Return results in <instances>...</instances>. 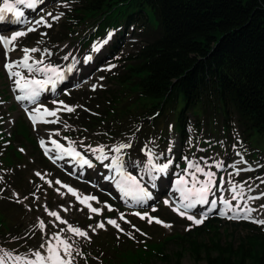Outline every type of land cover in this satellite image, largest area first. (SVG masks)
I'll use <instances>...</instances> for the list:
<instances>
[{
    "label": "rangeland",
    "instance_id": "obj_1",
    "mask_svg": "<svg viewBox=\"0 0 264 264\" xmlns=\"http://www.w3.org/2000/svg\"><path fill=\"white\" fill-rule=\"evenodd\" d=\"M75 1L77 0H47L39 7L35 17H43L48 24H51V27L41 24L35 31L26 32V35L13 51L16 55H24L22 49L37 48L40 51L30 53V56L36 60L43 59L44 64L41 67L51 64L58 67L65 75L68 67L74 66L73 73L68 77L67 82L63 84V88L54 95L42 97L39 103L42 106L41 108L56 109L62 106L59 102L63 101V105L71 106L74 109L72 112H62L59 117L50 120L55 121L54 123H46L45 120L37 125L28 123L19 106L13 102L12 89L14 83L12 79L7 78L2 69V62H0V131L7 136V138L5 136L0 138V162L4 161L6 148H11V144L14 145L16 150L22 151V148H25L27 152L26 154L23 151L25 154L24 159L13 158V162L16 163L15 165L18 168L14 175L17 176L19 173L22 179L24 188L21 190H16L12 186L11 169H4L2 163H0V209L22 210L23 220L26 222L25 228L20 233L24 248L26 249L27 243L30 247L36 244L31 248L30 253H22V251L18 253V250L11 252L12 250L0 244V264H26L28 260L35 259L33 254L36 251H40L42 255L46 256V247L41 248V245L52 241L55 246L53 234H59L72 245L71 256L66 257L71 261V264H85L84 259L86 257L82 254H86L89 247L94 248L91 245L94 236L97 235V242L98 240L104 242V234L116 240L119 247L126 246L124 244L128 239L136 245L142 243L141 248L147 250L142 252L145 256V259H142V264H206L201 249H198L200 252L198 262H194L188 243L192 239H196L198 243L206 244L209 249H212L211 242L220 243L223 248L232 247L233 251L242 244L248 247L247 237L256 233L264 234V226L247 222L257 227L258 230L256 231L245 227L246 222L243 223V219L239 222L226 219L215 211L208 214V218L201 225H204L208 220L219 218V221L215 223L217 227L212 228L210 225L200 235L192 234L191 237L187 235L184 237L172 236L174 233L184 234L187 231L186 228L191 226V229L194 224L186 216L182 217L179 212L174 211V208L166 204L162 198L153 204L131 209L117 202L113 196L102 193L101 188L103 186L109 187L106 178L110 174V170L107 171L104 165L110 164L113 156H118L124 167L123 171L136 176L141 185L147 184L154 192L156 191L155 193L160 195L171 193L178 197L177 186L171 184V176L167 178L157 175L155 179L151 178V176H154L153 172H150V165L148 164V157L151 155L152 163L163 164L167 163L168 160L172 161L167 174L172 173L174 170L179 177L181 174H185V169L191 163L193 168L189 172L194 171L195 166L199 165L205 171L213 172L215 180L225 177L226 183L234 185L233 187L237 189L241 187V190L236 193L238 197L240 193L245 192L243 196H240L244 198L248 195V189H251L252 192L249 195L258 194L260 196L258 201L257 199L254 200L255 204L252 206L259 210L264 205V195H261L264 193V134L256 132L245 134L235 117L231 118L229 122L231 127V133L229 134L228 129L223 126L221 120V124L218 123L217 116L204 115L201 109L193 111V115L198 119L197 121L190 116L191 120H188L187 127L188 138L183 140V143H180L179 137L171 129L173 120L170 115L164 116L166 117L164 122L163 118L156 122L152 130H144L136 139L133 138L130 130L127 131V134L115 139L103 137L91 130H81L78 115H83L88 120L96 116L97 110H101L99 94L108 82L107 76L115 70L121 71V63L115 62V59H119L125 54L137 52L150 39V34L142 33L143 30L138 26V23L131 27L128 26L125 29L124 38L120 39L118 45L120 51L116 50L115 52V56H119L118 58L105 59L102 61L103 65L101 66L83 65L82 56L92 46L101 42L104 31L100 33V38H95L97 42H93L85 51H79L78 43L72 42L67 32L65 34L64 23L67 13L76 7L77 2ZM2 2L3 0H0V4ZM18 7L25 8L23 5ZM61 13L63 15H60ZM54 16H60V18L56 20L53 19ZM150 20L151 22L154 20L152 15H150ZM152 25L154 26L155 22ZM118 37L115 36L113 39ZM87 45H89L88 42ZM65 56L68 57L67 60L64 59ZM113 65L114 67H112ZM37 78L42 77L38 76ZM73 91L83 92L84 97L78 98L73 95ZM154 116V119L158 117ZM48 138H56L63 148H69L71 145L72 148L83 152L97 164L92 170L82 172L86 178L85 182L72 178L71 173L68 172L66 161L60 163L56 160L57 163L56 165L52 164L53 167L41 164L39 159L41 151L38 149V141H47ZM121 143L130 144V147L122 149L120 153L112 151ZM99 147H103L109 159L104 161L96 159L99 152L93 153L91 148ZM4 150L5 153L1 156ZM32 150H34L35 155L31 153ZM123 150L132 155L130 159H124ZM16 152L11 150L7 151V154L15 155ZM229 154L228 161L241 157L244 158V162L254 166L255 169L250 167L251 170L243 171L237 177L232 170L227 173L226 158ZM42 155L44 156V154ZM63 156L64 154H62ZM259 163H261L260 167H257ZM220 168L225 170H220ZM103 169H106V173L99 175L98 173ZM36 173L41 175L37 176ZM197 175L199 179H204L203 175ZM185 179L190 180L191 176L186 174ZM57 180L61 183L57 184ZM88 181H93L97 186L95 188L89 186ZM13 183L15 182L13 181ZM64 185L74 189L78 196H95L96 200H90L86 204L99 208L100 213L90 212L86 204H81L77 197L73 196ZM220 190H223V188L221 187ZM221 192L224 193L221 197H226L233 205L239 203L237 199L232 200L234 196L232 192H228L226 189ZM217 193L214 190L208 198L212 199L213 196L220 198ZM179 196L181 198V195ZM109 207L111 210H109ZM153 208L156 211H153ZM49 211H56L61 219L68 221V224L86 231L88 238L79 237L69 232L67 230L68 224H60L54 217L48 215ZM137 211L141 214L147 212L150 216L170 224L171 227L157 224L155 220L149 223L147 218L141 219L136 216ZM196 211L199 212V209L197 208ZM197 212L190 214L199 217ZM121 215L124 217L123 220L120 219ZM18 217L22 219L19 213ZM108 219L116 220L120 228L108 224ZM41 221L44 222L43 229L39 227ZM97 223H103L104 228H96L93 231ZM120 229H123V231ZM170 235L172 237H166ZM26 237H29V240ZM158 246L161 247L156 249ZM153 250L157 251L158 255ZM107 252L111 251L108 250ZM99 253V256L96 255L93 257L94 259L91 258V263L102 264L101 251ZM164 254L169 257L166 261L161 258ZM214 256L215 253H212V257ZM17 257H20V259L17 260ZM245 263L251 264V261L246 260Z\"/></svg>",
    "mask_w": 264,
    "mask_h": 264
},
{
    "label": "trees",
    "instance_id": "obj_2",
    "mask_svg": "<svg viewBox=\"0 0 264 264\" xmlns=\"http://www.w3.org/2000/svg\"><path fill=\"white\" fill-rule=\"evenodd\" d=\"M78 3L68 21L78 23L79 27L88 22L98 23L100 30L138 23L144 33L150 34L136 53L123 57L122 71L113 74L102 92L99 118L92 119L96 122L89 120V127L84 128L114 137L128 130L139 134L144 126H154L149 121L170 115L177 133L184 137L189 113L195 117L193 111L201 109L204 115L217 116L228 131L229 122L235 117L246 134H264V0ZM154 114L157 119L152 118ZM4 161L10 163L11 157L6 154ZM217 221L205 226L217 227ZM205 226L195 227V235L203 233ZM23 228L17 211L0 209L1 245L28 251L19 236ZM247 241L248 247L242 244L235 251L220 243L211 242L212 249L196 239L188 243L195 263L201 249L206 264H246V260L264 264V234H252ZM92 245L94 248L87 250V263L94 259L89 254L99 256V251L104 255L102 264H142L145 259L142 251L127 245L119 248L107 235L104 242L94 238ZM104 248L111 251L109 257ZM161 258L166 261L169 257L164 254Z\"/></svg>",
    "mask_w": 264,
    "mask_h": 264
},
{
    "label": "snow or ice",
    "instance_id": "obj_3",
    "mask_svg": "<svg viewBox=\"0 0 264 264\" xmlns=\"http://www.w3.org/2000/svg\"><path fill=\"white\" fill-rule=\"evenodd\" d=\"M42 2L43 0H3L2 4H0V23L8 21V14H11L15 18L13 22H20L21 18L24 16V12L21 11L18 6L23 5L26 8L35 9L36 6ZM49 15L51 14L49 13ZM60 15H63V13H61ZM59 18L60 16L53 17V19L56 20H58ZM33 23L34 26L28 27V32L35 31L36 26H39L41 24L47 27H51V24H48L43 17H41L39 20L34 21ZM24 35H26V32L24 31H15L10 36L0 34V47L5 49L4 54L6 57L8 52L15 50L18 38ZM109 36H111V33L109 34ZM98 50L99 49L95 47L93 49L94 52ZM22 51L24 53L22 58L18 60L6 59V62L3 66L6 69L9 78L14 80L16 89L21 93V95L16 96V99L27 100L32 104H37L41 93L45 91V89H47L49 86H51L52 89H55L58 82L65 79V74L58 67L52 66L51 64H47L41 67V65L44 64V60H36L30 56V53H36L40 51L39 49L24 48L22 49ZM48 54L50 55V53ZM64 59L67 60L68 57L65 56ZM92 59L93 56L89 55L85 57L84 62L87 63ZM29 61H31V63H29ZM112 67H114V65ZM73 68L74 66H69L67 72H72ZM38 76L42 78H37ZM59 103L63 105V101H60ZM41 107L42 106H37L36 108L32 109V112L39 113L41 111ZM63 108L68 112H72L74 110L71 106L68 105H63ZM59 110L60 109L50 111L47 108L43 109V111L47 113L48 116H55L56 111ZM31 118L35 123V116H31ZM44 122L54 123L55 121ZM40 143L41 147H44V141L41 140ZM51 143L55 145L56 149L60 150L57 153V158H61L62 154H71L75 157H78L83 165H87L88 167L93 166L90 160L82 157L81 154L75 150V148L71 147V145L69 146V148H63V146L55 140L51 141ZM128 147H130V144L121 143L120 145L112 149V151L120 153L122 149ZM91 151L93 153L99 152V155L96 156V159L100 161L109 159L108 155L104 152L103 147L91 148ZM48 152L49 150L45 148L46 155L48 154ZM148 159L150 172L159 174L167 173L169 165L172 163L171 160H168L167 163L163 164L152 163L151 155H149ZM104 166L106 168L115 169L117 175L120 178L118 181V187H120L123 196L131 197L132 201L136 203H143L147 200L152 199V193L146 190V188L141 185L140 180H138L136 176L123 171V165L118 156H113L111 158V163ZM192 168L193 165L191 163L188 164L187 168L185 169V174H181L175 181L177 186L176 191L180 192L181 195V204L179 205V208H174V211H180V209H183V211H180V215L182 217L186 216V218L191 221L192 224L197 226L201 225L208 218V213H212L213 211H217L219 215L227 219H245L264 226V218L253 216L252 213L255 212L256 209L248 207L247 204L241 205L237 203L233 205L226 197H220L210 200L208 198L209 195L217 187H219L215 181V174L211 171H205V169L200 167L199 165L195 166L194 171L189 172V170ZM186 174L191 176L190 180L185 179ZM197 174L203 175L204 179H199ZM36 175L40 176L41 174L36 173ZM151 178L155 179L156 177L151 176ZM221 182H223V178H221ZM56 183L60 184L61 182L57 180ZM64 187H67L68 191L73 196H76L81 204H86L87 201L97 199L95 196H84L83 199H80L74 189L67 185H64ZM261 195H264V193H262ZM232 199L235 200L236 197L233 196ZM165 203L167 204L168 201L166 200ZM201 204L210 205V207L208 208V213H201L199 217H197L195 214H188L189 210L194 209L197 205ZM218 204L220 205V208H217ZM86 206L89 208L90 212L96 214L100 213L99 208L92 207L91 204H86ZM261 208H264V206H261ZM109 210H111L110 207ZM153 211H156V209L153 208ZM229 213L232 214L229 215ZM48 215L54 217L57 221H59L60 224H68V221L61 219L60 215L56 211H49ZM135 215H138L141 219L147 218L149 223H152L153 220H155L157 224H163L164 227H171L170 224L161 221L159 218L150 216L147 212L143 214L137 212L135 213ZM120 219H124L123 215H121ZM107 223L113 225L114 227L120 228L119 224H117V221L114 219H108ZM39 227L41 229L44 228L43 221L40 222ZM190 227L191 226H189V228H186V230H190ZM96 228L102 229L104 228V224L97 223L93 228V231H95ZM67 230L76 236L88 238V233L82 230L80 227L68 224ZM120 230L123 231V229ZM137 231L139 230L137 229ZM53 239L55 241V246L53 245L52 241L41 245V248L46 247V256L42 255L40 251H36L33 254L35 259L28 260L26 264H71V261L66 259V257L71 256L72 245L67 241V239L62 238L59 234H53ZM19 259L20 257H17V260Z\"/></svg>",
    "mask_w": 264,
    "mask_h": 264
},
{
    "label": "bare ground",
    "instance_id": "obj_4",
    "mask_svg": "<svg viewBox=\"0 0 264 264\" xmlns=\"http://www.w3.org/2000/svg\"><path fill=\"white\" fill-rule=\"evenodd\" d=\"M36 20H39V19H37V17H34V18H32V17H30L29 19H28V21H27V25L28 26H34V21H36ZM39 26H41V25H39ZM36 27H38V26H36ZM15 31H24V32H26L25 31V29H23L21 26H19V27H17V28H13V29H11V30H8L7 31V33H6V36H10L11 34H13ZM25 36V35H24ZM24 36H22V37H19L18 38V40H17V42H16V46L20 43V41H21V39L24 37ZM5 53V50H3V48L2 47H0V62H2V63H5L6 61H5V58H4V54ZM7 54H9V56H8V59H11V60H18V59H20V58H22L23 57V54L22 55H16L13 51H11V52H8ZM23 71V70H22ZM68 79V78H67ZM12 81L14 82V80L12 79ZM67 82V80L65 81V83ZM37 106H40V105H36L34 108H36ZM34 108H32V109H34ZM32 109H31V112H32ZM43 109L44 108H41V111L39 112V113H33L32 112V114L35 116V120H36V124L35 125H37L38 123H40V122H42L43 120H45V121H50V120H52V119H54V118H56V117H59V115L62 113V112H68L67 110H65L64 108H63V105L61 106V107H59V108H56V109H60L59 111H56V115L55 116H48L47 115V113H45L44 111H43ZM56 109H49L50 111H52V110H56ZM44 118V119H43ZM50 138H48V140H49ZM47 140V141H48ZM49 145V144H48ZM48 145H46V147H47V149L49 150V151H53V149H52V147H49ZM55 154V157L57 158V153H54ZM57 160L59 161V162H64V158H57ZM69 169H72L71 168V166L69 167ZM105 172H106V169H103V170H101L98 174L99 175H103V174H105ZM107 180V183L110 181L109 180V178H107L106 179ZM109 180V181H108ZM110 183V182H109ZM238 190H241V187L240 188H238V189H236L235 190V193L238 191ZM252 192V190L251 191H247V193H248V195L247 196H245L244 198H238V195H236L235 197H236V199H240L238 202H239V204H241V205H244V204H247L248 205V207H250V208H253L252 206H253V204H255L254 203V200L255 199H253V198H259L258 196V194H255V195H249V193H251ZM245 194V192L244 193H240L239 194V197L240 196H243ZM79 198L80 199H83L84 198V196H79ZM88 202V201H87ZM264 206V205H263ZM252 215L253 216H258V217H261V218H264V208H261V209H259V210H256L255 212H253L252 213Z\"/></svg>",
    "mask_w": 264,
    "mask_h": 264
}]
</instances>
